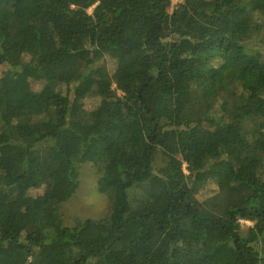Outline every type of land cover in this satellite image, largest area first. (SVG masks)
Instances as JSON below:
<instances>
[{
	"label": "trees",
	"instance_id": "1",
	"mask_svg": "<svg viewBox=\"0 0 264 264\" xmlns=\"http://www.w3.org/2000/svg\"><path fill=\"white\" fill-rule=\"evenodd\" d=\"M171 6L0 0V264H264V0Z\"/></svg>",
	"mask_w": 264,
	"mask_h": 264
},
{
	"label": "rangeland",
	"instance_id": "2",
	"mask_svg": "<svg viewBox=\"0 0 264 264\" xmlns=\"http://www.w3.org/2000/svg\"><path fill=\"white\" fill-rule=\"evenodd\" d=\"M260 19L262 22L261 31L249 40L250 47L253 49L256 48L254 46L256 44L264 46V16ZM106 62L110 73L113 74L115 70L114 61L110 57H106ZM99 103V97L90 96L85 100V109L87 111L94 110ZM101 175L102 172L99 168L92 164H85L80 168L79 190L69 201L61 204L58 210L65 226L74 227L77 222L87 219H100L106 216L109 198L98 190V180ZM219 192L220 189L217 184L210 182L201 189L197 195V200L203 203V205L210 206ZM31 193H36V191H32ZM251 225L252 223L250 222H242L244 229ZM88 235L90 236V233Z\"/></svg>",
	"mask_w": 264,
	"mask_h": 264
},
{
	"label": "built area",
	"instance_id": "3",
	"mask_svg": "<svg viewBox=\"0 0 264 264\" xmlns=\"http://www.w3.org/2000/svg\"><path fill=\"white\" fill-rule=\"evenodd\" d=\"M183 0H172V10L174 9V7H176L178 4L182 3Z\"/></svg>",
	"mask_w": 264,
	"mask_h": 264
}]
</instances>
